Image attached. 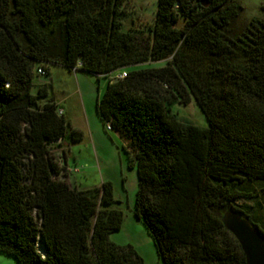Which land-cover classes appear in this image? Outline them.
<instances>
[{"label":"trees","instance_id":"obj_1","mask_svg":"<svg viewBox=\"0 0 264 264\" xmlns=\"http://www.w3.org/2000/svg\"><path fill=\"white\" fill-rule=\"evenodd\" d=\"M129 2L0 0V252L17 264H145L111 240L125 220L113 183L59 177L51 145L84 132L36 77L61 65L108 78L98 112L134 150L135 213L162 263L248 264L223 216L264 236L245 202L259 195L247 184H264V17L241 22L235 0H157L140 24ZM193 99L207 127L174 110Z\"/></svg>","mask_w":264,"mask_h":264},{"label":"rangeland","instance_id":"obj_2","mask_svg":"<svg viewBox=\"0 0 264 264\" xmlns=\"http://www.w3.org/2000/svg\"><path fill=\"white\" fill-rule=\"evenodd\" d=\"M244 10L240 21L252 17H264V0H235ZM127 8L138 15V23H150L156 12L157 0H130ZM184 24L183 19L178 26ZM164 61L151 62L133 67H161ZM39 74H43L39 72ZM110 79H116L112 73ZM51 82V95L65 110V117L73 128L84 132V138L76 142H61L51 145V153L63 167L60 178L71 181L80 188L101 187L112 182L117 206L125 215L123 226L111 234V240L120 245H133L144 259L145 264H163L153 236L144 221L135 213L138 191L137 166L132 164L126 148L134 151L130 141L115 130L104 125L98 112V99L104 94L108 78L100 79L83 69L70 70L61 65H51L48 76L39 75L36 80ZM174 110L183 119L207 127V120L193 99L188 105H176ZM182 182V181H180ZM194 184L191 182L190 185ZM246 188L258 192L255 199L245 201L253 207L256 215L264 219V184L250 183ZM0 264H17L14 257L0 252Z\"/></svg>","mask_w":264,"mask_h":264},{"label":"water","instance_id":"obj_3","mask_svg":"<svg viewBox=\"0 0 264 264\" xmlns=\"http://www.w3.org/2000/svg\"><path fill=\"white\" fill-rule=\"evenodd\" d=\"M225 226L239 239L248 264H264V236L240 214L227 212Z\"/></svg>","mask_w":264,"mask_h":264},{"label":"built area","instance_id":"obj_4","mask_svg":"<svg viewBox=\"0 0 264 264\" xmlns=\"http://www.w3.org/2000/svg\"><path fill=\"white\" fill-rule=\"evenodd\" d=\"M39 72H42L44 74V70L43 69H39ZM127 75V73L125 71H120L118 74H116V78H124ZM59 113L63 114L64 110L63 108L59 109ZM108 129H112L111 124H107Z\"/></svg>","mask_w":264,"mask_h":264},{"label":"crops","instance_id":"obj_5","mask_svg":"<svg viewBox=\"0 0 264 264\" xmlns=\"http://www.w3.org/2000/svg\"><path fill=\"white\" fill-rule=\"evenodd\" d=\"M121 70H118V71H115V72H113V74L115 73V74H118L119 72H120ZM64 110V109H63ZM64 114H65V110H64ZM117 133H119L118 131H116ZM119 135L121 136V134L119 133Z\"/></svg>","mask_w":264,"mask_h":264}]
</instances>
